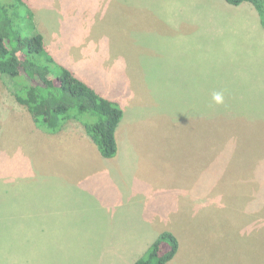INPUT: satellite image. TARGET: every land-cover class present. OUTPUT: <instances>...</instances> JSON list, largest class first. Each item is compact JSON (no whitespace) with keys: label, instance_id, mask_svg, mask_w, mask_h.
Segmentation results:
<instances>
[{"label":"rangeland","instance_id":"obj_1","mask_svg":"<svg viewBox=\"0 0 264 264\" xmlns=\"http://www.w3.org/2000/svg\"><path fill=\"white\" fill-rule=\"evenodd\" d=\"M24 1L47 52L102 85L123 119L115 160L67 166L0 76V264L96 259L113 237L151 239L160 227L177 230L179 264H264V38L254 39L242 5ZM81 129L69 121L59 140L70 146ZM5 192L31 195L16 216L1 215ZM57 206L60 239L97 248L53 246L60 239L46 223ZM35 223L48 230L26 229Z\"/></svg>","mask_w":264,"mask_h":264},{"label":"trees","instance_id":"obj_2","mask_svg":"<svg viewBox=\"0 0 264 264\" xmlns=\"http://www.w3.org/2000/svg\"><path fill=\"white\" fill-rule=\"evenodd\" d=\"M225 2L231 6L250 4L264 30V0ZM23 40H31L32 49L22 46ZM0 76L13 84L16 102L36 115L37 128L57 134L69 121H75L102 158L116 156L115 133L123 119L120 105L75 78L47 52L24 0H0ZM178 249L175 236L163 232L134 264H167Z\"/></svg>","mask_w":264,"mask_h":264},{"label":"crops","instance_id":"obj_3","mask_svg":"<svg viewBox=\"0 0 264 264\" xmlns=\"http://www.w3.org/2000/svg\"><path fill=\"white\" fill-rule=\"evenodd\" d=\"M127 5L129 6L128 1H127ZM241 5H239V6H241L240 7L241 13L248 14L251 17V20H252L251 30L254 31V34H253L254 39L257 38L260 42L261 39L264 38V33L261 32V29H260L261 27L259 24V17L257 15L256 11L248 3H243ZM239 6H234V7H239ZM225 12L226 11L223 10V14ZM247 25H248V23H247ZM36 28H37V25H36ZM225 29H226V27H225ZM38 32H39V30H38ZM43 41H44L45 47L47 46V48H49L50 51H54L50 46H48V44L45 42L44 38H43ZM65 56L69 57L68 54H65ZM56 58H57V56H56ZM56 58L54 56V59H56ZM68 61L70 63L69 65H71L72 63L70 62V60H68ZM65 64H68L67 61L65 62ZM73 66H75V65H73ZM75 67L77 68V66H75ZM68 69L70 70L69 67H68ZM86 76H88V75L86 74ZM86 76L79 73L78 78L82 82H84L87 85H89L90 87H92L96 92H98L101 95L99 87L101 88L102 85H99V86L96 85L95 83L91 82L92 79L90 77H86ZM102 91H104L108 94H112V92H113V90L106 89L104 86L102 88ZM105 98L112 100L110 97H105ZM81 130H82L83 135L79 138V140H75L74 144H72L70 146H67L64 141L59 140L62 137L60 135L63 134L65 131L64 128L60 132H58L57 134H51V150L53 151L54 156H55V154H58V155H63L64 157H68L69 159H71V161H65L64 162L67 166H69V164H75V165L82 164L85 161H89L92 164L97 163L98 165L100 163L101 164L108 163L107 161L109 159H104L101 157V155L99 154V152L97 150V147L90 140V138L86 135L84 129L82 128ZM38 142L40 144V140ZM40 146H41V144H40ZM59 146H64V148L67 149V152L62 153V152L56 151L54 149V148H59ZM69 156H72V157H69ZM64 157H63V159H64ZM116 157H117V154L113 158V160H115ZM51 194H56V195L51 197ZM51 194H47V197L50 200H52V202L58 203V205H59V201L62 200V197L57 193H51ZM25 196H31V195H24V194L17 195L14 193L5 192L1 197V215L5 214L6 216H16L17 209L19 211L20 210L19 208H21V206H19L18 200L21 199L22 197H25ZM52 202H51V204H52ZM51 207H53V206L51 205ZM55 209L57 210V209H59V207L57 206V208L51 209V219L48 221V223H46V225L50 224L51 225V233H53V232L56 233L55 234L56 237H58L60 239V237L57 233L62 231V228L60 226L62 219H55L54 218V216L56 214ZM43 214H45V213H43ZM43 214H41V215H43ZM46 225H44V226H46ZM44 226L42 225L41 227H39V230H37L36 229V223H35L32 225H28L26 227V229H28V231H45V230H48L47 228H43ZM163 232H170L171 234H173L175 236V238L177 239L178 244H180L179 240H178V236H177V230H172V229H169L166 227H164V228L160 227V228H157L156 230L153 231L154 238H151V239L150 238L148 239V237L146 235L138 236L137 238H129L123 234L119 235L118 239L117 238L115 239V237H113L112 238V242H113L112 248H104V249L100 248V249H98L97 255H96L98 258H96V259H69L64 254V259H51V264H134L147 251V249L152 245V243L157 239V237ZM65 233L66 232H64L63 234H65ZM51 238H52V236H51ZM53 246H58L61 248H69V249H71V247L77 246V248L82 249L81 253H83L85 247H91L92 248L93 246H95L97 248L98 243H96V244L87 243V242L86 243H84V242H74L73 243L72 241H66L64 239L63 240L60 239V241L53 243ZM180 249L181 248L179 245V249H178L177 254L167 264H170L174 259H177L178 260L177 264H179L178 258H179V254H180V252H179ZM67 253H68L69 257H71V254L75 255L74 253H72L70 251ZM67 253H66V255H67ZM22 262L20 264H22ZM10 264H16V262H12Z\"/></svg>","mask_w":264,"mask_h":264},{"label":"clouds","instance_id":"obj_4","mask_svg":"<svg viewBox=\"0 0 264 264\" xmlns=\"http://www.w3.org/2000/svg\"><path fill=\"white\" fill-rule=\"evenodd\" d=\"M212 99L218 105L223 103V96L221 93H214Z\"/></svg>","mask_w":264,"mask_h":264}]
</instances>
